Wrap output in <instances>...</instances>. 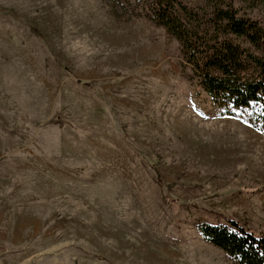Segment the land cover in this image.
<instances>
[{
  "label": "rangeland",
  "instance_id": "1",
  "mask_svg": "<svg viewBox=\"0 0 264 264\" xmlns=\"http://www.w3.org/2000/svg\"><path fill=\"white\" fill-rule=\"evenodd\" d=\"M152 1L0 0V264H238L199 224L264 231V132Z\"/></svg>",
  "mask_w": 264,
  "mask_h": 264
},
{
  "label": "trees",
  "instance_id": "2",
  "mask_svg": "<svg viewBox=\"0 0 264 264\" xmlns=\"http://www.w3.org/2000/svg\"><path fill=\"white\" fill-rule=\"evenodd\" d=\"M238 1L206 0L191 7L183 0H153L152 20L181 42L198 84L224 115L244 117L264 132V25L241 13ZM203 237L238 264H264V231L256 234L235 220L202 222Z\"/></svg>",
  "mask_w": 264,
  "mask_h": 264
},
{
  "label": "bare ground",
  "instance_id": "3",
  "mask_svg": "<svg viewBox=\"0 0 264 264\" xmlns=\"http://www.w3.org/2000/svg\"><path fill=\"white\" fill-rule=\"evenodd\" d=\"M178 98V97H177ZM189 118V117H188Z\"/></svg>",
  "mask_w": 264,
  "mask_h": 264
}]
</instances>
